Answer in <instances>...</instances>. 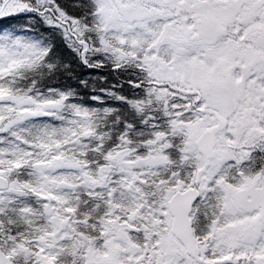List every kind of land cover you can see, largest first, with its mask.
Here are the masks:
<instances>
[{"label":"snow or ice","instance_id":"1","mask_svg":"<svg viewBox=\"0 0 264 264\" xmlns=\"http://www.w3.org/2000/svg\"><path fill=\"white\" fill-rule=\"evenodd\" d=\"M0 264H264V0H0Z\"/></svg>","mask_w":264,"mask_h":264},{"label":"trees","instance_id":"2","mask_svg":"<svg viewBox=\"0 0 264 264\" xmlns=\"http://www.w3.org/2000/svg\"><path fill=\"white\" fill-rule=\"evenodd\" d=\"M103 74V73H101ZM96 84L100 87H107V84H101L100 81L97 79Z\"/></svg>","mask_w":264,"mask_h":264}]
</instances>
